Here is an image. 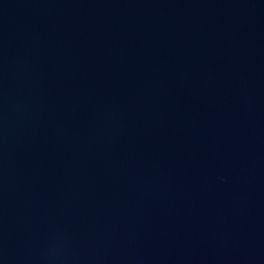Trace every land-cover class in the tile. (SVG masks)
I'll list each match as a JSON object with an SVG mask.
<instances>
[{
	"label": "water",
	"instance_id": "1",
	"mask_svg": "<svg viewBox=\"0 0 264 264\" xmlns=\"http://www.w3.org/2000/svg\"><path fill=\"white\" fill-rule=\"evenodd\" d=\"M0 264H264V0H0Z\"/></svg>",
	"mask_w": 264,
	"mask_h": 264
}]
</instances>
